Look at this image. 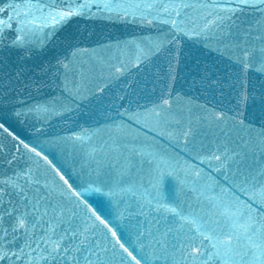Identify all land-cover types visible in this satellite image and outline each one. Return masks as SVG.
I'll use <instances>...</instances> for the list:
<instances>
[{
    "label": "snow or ice",
    "instance_id": "obj_1",
    "mask_svg": "<svg viewBox=\"0 0 264 264\" xmlns=\"http://www.w3.org/2000/svg\"><path fill=\"white\" fill-rule=\"evenodd\" d=\"M248 13L259 17L242 27L241 18ZM74 17L167 26V31L147 38L146 43L132 41L135 53L106 62L107 75L99 74L100 83L89 86L83 79L65 78L64 89L73 102L103 92L111 80L133 69L142 70L141 65L154 55L174 42L179 46L185 38L229 52L245 74L257 61L264 69V0H0V43L6 33L15 32L13 46H42ZM234 35L242 39L222 43ZM88 51L76 48L71 59L60 61L65 71ZM179 102V94L162 92L151 107L125 108L118 115L181 143L188 152L194 146L195 132L191 119L181 126V120L173 118ZM198 107L204 109L203 119L210 125L231 122L248 127L236 115ZM72 110L63 104L59 109L48 104L27 109L44 114L45 119L51 113ZM170 122L177 126L169 130ZM0 130L17 142L12 151L0 143L6 165L0 171V264H264V166L233 170L243 154L227 144H216L207 151L201 146L192 156L199 165L226 172L227 186H222L205 167L161 153L154 144L121 145L112 139L111 145L106 142L97 147L94 141L100 130L82 128L51 141H63L73 151L83 150L80 173L87 179L76 183L70 182L44 150L26 143L3 123ZM114 130H127L134 138L139 135L123 119L114 122ZM169 180L174 187L166 191ZM90 192L110 199L116 222L86 199ZM188 192L198 208L189 202ZM131 219L136 224L126 234L120 221Z\"/></svg>",
    "mask_w": 264,
    "mask_h": 264
},
{
    "label": "water",
    "instance_id": "obj_2",
    "mask_svg": "<svg viewBox=\"0 0 264 264\" xmlns=\"http://www.w3.org/2000/svg\"><path fill=\"white\" fill-rule=\"evenodd\" d=\"M258 17V13L246 14L241 18L242 27H247ZM165 31L167 26L146 27L119 19L74 17L42 46L37 43L29 49L13 46L15 32L6 33L0 43V123L5 124L26 143L44 150L70 177V182L76 183L87 179L86 175L80 173L84 159L83 150L77 148L73 151L71 145L63 141H51L82 128L100 130L94 141L97 147L106 142L111 145L112 139L121 145L154 144L161 153L175 154L190 163L205 167L222 186H227L224 180L226 172H216L193 160L192 156L201 150V146L203 151H207L216 144H227L230 150L241 152L243 159L237 158V163L232 166L233 170L236 167L258 170L264 166V136H261L264 132V69L258 61L245 74L230 59L229 52L223 49L218 51L200 40L185 38L179 42V46L174 42L154 55L141 65L142 70L133 69L125 76L111 80L103 92H94L86 99L73 102L64 89L65 78L69 81L83 79L89 86L100 83L99 74L104 72L107 75L106 62H116L135 53L132 41L146 43L147 38ZM240 39L241 36L234 35L222 43ZM126 41L129 42L127 48L123 47ZM117 43L121 45L120 48L116 47ZM76 48L89 51L78 56L71 70L66 72L60 61L67 62L66 58L71 59V53ZM169 91L173 96H180L179 105L172 114L173 118H179L181 126L189 119L192 121L195 139L194 146L188 152L181 143L141 128L118 115L125 108L136 110L141 106L151 107L159 101L162 92ZM244 95H247V100L243 99ZM189 100L190 105L187 103ZM38 104L54 105L57 109L62 104L71 105L73 110L60 114L51 113L45 119L44 114L36 115L27 111ZM198 105L236 115L248 127L240 128L231 122L227 125H210L203 119L204 109ZM17 112L21 115H16ZM122 119L133 130L138 129V138H134L127 130L124 133L114 130V122ZM176 126L174 122L167 124L169 130ZM0 143L7 145L12 151L17 142L0 130ZM4 159L0 154V171L6 168ZM120 162L123 165V156ZM144 167L147 168V164ZM135 173L134 168L132 178H135ZM173 187L174 181L169 180L166 191H171ZM236 194L241 195L239 192ZM186 195L193 207L198 208L199 205L191 200L193 194L188 192ZM86 199L116 222V210L107 196L90 192L86 194ZM120 223L126 226L127 234L136 224V219Z\"/></svg>",
    "mask_w": 264,
    "mask_h": 264
}]
</instances>
